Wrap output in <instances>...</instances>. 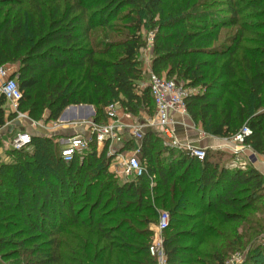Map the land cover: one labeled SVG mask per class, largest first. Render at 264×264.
I'll return each mask as SVG.
<instances>
[{
  "label": "trees",
  "instance_id": "trees-1",
  "mask_svg": "<svg viewBox=\"0 0 264 264\" xmlns=\"http://www.w3.org/2000/svg\"><path fill=\"white\" fill-rule=\"evenodd\" d=\"M144 29L153 39L152 71L198 88L185 98L191 119L223 138L247 125L245 143L264 155V0H0V67L18 65L20 109L34 119L45 111L58 120L84 104L105 123L116 102L140 114L155 103L139 85L149 77L140 59ZM6 104L0 95V129L16 115ZM149 133L147 172L121 183L96 140L69 162L43 133L32 135V150L11 148L12 160L0 163V264H158L149 248L160 207L171 213L166 264H228L242 254L260 231L249 214L264 213L255 206L264 174L221 164L219 150L199 160L172 147L157 161L161 134ZM259 252L264 246L242 264H264Z\"/></svg>",
  "mask_w": 264,
  "mask_h": 264
},
{
  "label": "built area",
  "instance_id": "built-area-1",
  "mask_svg": "<svg viewBox=\"0 0 264 264\" xmlns=\"http://www.w3.org/2000/svg\"><path fill=\"white\" fill-rule=\"evenodd\" d=\"M16 71H14L13 74L9 67H0V95H4L7 101L11 102V109L8 110V113L16 114V120H19L21 122H28L27 124H29V126H35L33 120H26V114L20 109V101L23 98V92L19 87ZM139 85L140 89L150 87L154 101L156 103L157 114L152 120H149L148 130H152L158 134L166 132L169 137L173 138L175 135V131L170 127V113L172 112V110H183L184 112H187L185 106V98L189 94L196 92V90L186 91L187 89L183 83L178 82L175 79L167 80L166 78L159 77L152 70L149 71L148 79L146 81H141ZM116 105L117 104L113 103L107 108L106 114H108V122L106 123L96 122L91 124L89 128L83 123H80L79 125L76 124L77 126L65 124V126L71 129L81 127L86 133H74L72 135L57 137V142L61 146V156L65 161L69 162L73 160L74 156L77 153L88 150L91 142L93 140H96L98 152H102L107 146V154L109 157H111V160L113 157H115V155L117 156V160L114 163L116 170L120 175L126 178V180L134 176H143L147 172V166L145 165V162L142 160L141 156L144 132L140 128V125H129L121 123L118 120L119 118L116 110ZM126 132L129 135L128 137L133 141L135 140L140 142V146L135 149L130 155L121 157L122 151L117 150V145L119 147V143L121 142L120 140H123L124 135H127ZM202 135L203 132H200L199 136L202 137ZM250 135H252V130L246 125L241 128L238 133L230 138L233 141V144L226 146H229L231 152L235 155V158L230 163L231 167L240 169L247 168L246 162H243L240 155L241 152L245 150V148H248L240 144H244L246 138H248ZM173 144L179 149L186 150L191 156L196 157L199 160H204L206 158L208 148H215V146L213 145L209 147H201L192 145L190 143L182 144L177 138L174 139ZM10 145L12 149L28 150L32 145V134L27 131H20L13 136L10 141ZM216 147L219 149L222 148V146L218 145ZM117 153L119 154L117 155ZM255 153V151H251V153L249 154V158L251 160L255 158ZM2 161L6 160L0 159V163ZM151 179V184L153 185L155 183V180H153L154 176ZM170 221V212L163 210L160 212L159 222L156 228L159 231H164L169 228ZM157 238L158 240L150 246L149 252L157 258L160 264H166L167 257L164 251V241L161 237Z\"/></svg>",
  "mask_w": 264,
  "mask_h": 264
},
{
  "label": "rangeland",
  "instance_id": "rangeland-1",
  "mask_svg": "<svg viewBox=\"0 0 264 264\" xmlns=\"http://www.w3.org/2000/svg\"><path fill=\"white\" fill-rule=\"evenodd\" d=\"M144 38H145V40L147 42V45H146V47H144L141 50V57H140V59L143 61L142 62L143 67L145 66L144 62H146V64H149V61H150V56H149V53L150 52L149 51L153 47L152 34L147 29H144ZM152 58H153V56H152ZM7 67L10 68V70H11V72H13V74H14V71L17 70V67H14V65H7ZM163 78H166L167 80L171 79V78H168L166 76H163ZM181 83L184 84L183 81H181ZM186 89H187L186 91H189V90H196L197 91L198 90V88L196 89V88H187V87H186ZM10 104H11V102H8L7 101L6 106H8V109L6 110V112H7L8 115L10 114V113H8L9 112L8 110L11 109V105ZM115 104H117L116 105V110H117V113H118V118H119L118 120L121 123H123V124L140 125V128L144 132V137L149 133V130H148V122H149L150 119L152 120L156 116V114H157L156 103H154V106L151 109H146V111L141 112L140 114H132V113L126 112L123 109V107L121 106L120 103L117 102ZM73 106L76 108L77 111L73 113V116H68V118H72V119H66V120H61L59 118L58 120H54V121L53 120H50V121H48L47 118H46V116L48 115V112L45 113V111H44L42 117H40V119H34V118H32L31 115L29 114V111H27V110H22V112H24L26 114V116H27L26 117V120L27 121L33 120L34 123H35V126L36 127H39L43 134H46L47 137L51 138L54 142H56L57 139H58L57 138L58 136H54V134H56L54 132H55L56 128H58L59 126H61L63 124L64 125L66 124V125L74 126L76 124L79 125L80 123H83V124H85L89 128V126H91V124L97 122V121H95L96 108L93 105H91V106L93 107L94 114L93 113L90 114V111L89 110L90 109L92 110V108L89 109V107H88L90 105L80 104V105H73ZM68 113H69V111H67V113H66V111H64L61 116L67 118L66 114L69 115ZM76 115H79V117H76ZM16 117L17 116L15 115L12 118H10V120L11 119H15ZM170 119H171L170 127L174 129L175 133H176V128H178V127L179 128L182 127L181 128L182 130H184V128L185 129H187V128L189 129V127H190L195 132H197L198 135H199L200 132H203V135H202L201 138H207L208 141L210 142L209 144H217V143H219V140L217 139V137L216 136H213V135H211L209 133H207L203 129V127H202V125L200 123H195L191 119V117L188 114V112H184L183 110H177V111L172 110V112L170 113ZM106 122H108V114H106L105 123ZM97 123H99V122H97ZM100 123H102V122H100ZM244 126H246V125H244ZM149 134L146 136L147 138H148V136H150ZM125 138L126 139L124 140V143H123V147L122 148L121 147H118V145H117V150L118 151H122V156L121 157L130 155L135 149H137L140 146V142L135 141V140L133 141L129 137H125ZM159 138L160 139L153 141V144L155 145L154 154L156 156V159H157V161L164 160V159L168 160L169 157H168V153L167 152L164 153V155H163L164 157L161 156L162 153H160L161 154L160 155L159 152L162 149L170 150V148L176 147L173 144V141H174L175 138H177V136L174 135V137L171 138V137H169L166 134V132H163V133H161V135H160ZM225 139L226 140H224L221 144H224V145H225V143L226 144L228 143L227 145L233 144V141L230 138H225ZM94 142H96V141H94ZM3 144H4V142H3ZM224 145H222V146L224 147ZM240 145L246 146L248 148V149L245 148V150H248L249 152L250 151L254 152L252 150L253 148L251 146H248V144L244 143V144H240ZM92 146L94 148L95 145L93 144ZM96 146H97V142H96ZM209 146H211V145H209ZM209 146H206V147H209ZM214 146H215V148H208L207 150L209 152H216L217 150H228L229 149V148L219 149V148L216 147L217 145H214ZM9 147L11 148V146H9ZM10 148L8 149V151L10 150ZM35 148H38V147L35 146ZM32 149H33V146L32 147L30 146V148L28 150H32ZM40 153H42V156H41L42 158L40 160L41 163L39 165V169L45 171V151H44V147H41ZM118 154L119 153H117V155ZM255 154L259 158H264V155L263 154H260V153H257V152ZM116 157L117 156L115 155V157L112 158L111 163L109 165V171H110V173L114 174L115 179H117L118 182L121 183L122 181H125L126 178H124L122 175H120L117 172V170H116V167H115V164H114L116 162V160H117ZM230 158L231 157L227 153L224 156L223 160H221V164L230 161ZM215 159H217V158H214V160ZM7 160L9 162L11 161L10 159H7ZM52 172H53V170H52ZM255 206L256 207L257 206H264V198L258 200V202H256ZM159 210H160V212L163 211V210H166V211L170 212L169 209H165V208H161V207L159 208ZM99 214H100V212H99ZM84 216H87V215H84ZM249 218L252 219L250 221V223L252 222V223H254L256 225L255 226V229L260 230L259 231L260 234L258 233V235H256V237H254L255 239L253 238V242H251L250 244H248L247 247H246V249L242 250V252H243L242 254L239 253V251H241V250H239V251L235 252L234 254H232L230 256V259L228 261V264H242L245 261L246 256L248 257L249 250H252L253 248H255L258 245L264 246V213L261 212V211H259V210H257V209H254V212H252V213L249 214ZM243 225H245V223H243ZM229 226L230 225H227L225 227L226 230L227 229H230ZM84 227L85 226H82L81 229L84 228ZM152 229H153L152 230L153 231V234L151 235V242H152V244L158 240L157 237H161L163 239V241H164V238L166 236V234H165L166 233V230L159 231L156 228L155 225L152 226ZM241 229H242V227L239 229L240 232H242ZM65 236L66 235H61V238L64 239ZM49 240L50 239L45 240V250L46 249L49 250V249H51L53 247L51 244H48ZM209 241H211V238H209ZM36 244H38V243H35V245ZM150 255H151V257H153V258H155L157 260V258L154 257L152 254H150ZM256 258L259 261H264V255H263V253L259 252ZM235 261H236V263H235ZM157 262H158V264H160L158 260H157Z\"/></svg>",
  "mask_w": 264,
  "mask_h": 264
},
{
  "label": "crops",
  "instance_id": "crops-1",
  "mask_svg": "<svg viewBox=\"0 0 264 264\" xmlns=\"http://www.w3.org/2000/svg\"><path fill=\"white\" fill-rule=\"evenodd\" d=\"M149 52H150L149 53V56H150L149 64H146V62H144V64H145L144 70H146L147 72H149L150 70H152V61H151V58L153 56V47H152V49ZM14 67H17V69H18V65H14ZM65 111H66V113H67V111H69V113H68L69 115L66 114L67 118L61 116L60 117L61 120L72 119V118H68V116H73V113L76 112L77 110H76V108L73 105H71ZM89 111H90V114L94 112L91 109ZM76 117H79V115H76ZM27 123L28 122H21L19 120L11 119V120H7V122L4 125V127H2L0 129V143H2L0 145V159H2V160L5 159L7 162H8L7 159L12 160L11 157H10V155H8L7 151L10 148L9 146H11V145H9L11 139L18 132H20V131H27V132L31 133L32 135H34L35 133H42V131L40 130L39 127L31 126V125L29 126V124H27ZM181 128H179V127L176 128L175 135L177 136V139L182 144L190 143L192 145L201 146V147H206V146H209V145H211V146L212 145L213 146L214 145L222 146L224 144H221V143L224 140H226L223 137H217V139L219 140V143H217V144H209L210 142L208 141L207 138H201L198 135V133L195 132L192 128H190V127H189V129L188 128L187 129L184 128V130H182ZM54 133H56V134H54V136L57 135L59 137V136H65V135H72L74 133H82V134H85L86 132L81 127H78L76 129H71V128H68L67 126H65L63 124V125L59 126L58 129L56 128V130H55ZM126 134L127 135H124L123 140H120L121 142L119 143V147H121V148L123 147L124 140L126 139L125 137L126 136L127 137L129 136L127 132H126ZM3 142H4V144H3ZM227 144L225 143L224 147L222 146V148H220V149L229 148V146H226ZM176 148H178V147H176ZM219 151H223L224 156L228 153V155L232 158V159L230 158V161H228L229 163L232 162V160L235 158V155L231 152V149L230 148L228 150H219ZM250 153H251V151L249 152L248 150H244V152H241V155H240L242 157L243 162H246V167L253 166V167L259 169L264 174V158H259L256 155L255 158L253 160H251L249 158V154ZM228 162H226V163H228Z\"/></svg>",
  "mask_w": 264,
  "mask_h": 264
},
{
  "label": "water",
  "instance_id": "water-1",
  "mask_svg": "<svg viewBox=\"0 0 264 264\" xmlns=\"http://www.w3.org/2000/svg\"><path fill=\"white\" fill-rule=\"evenodd\" d=\"M82 106V105H81ZM89 108H92V110H93V107L90 105V106H88ZM94 113V112H93Z\"/></svg>",
  "mask_w": 264,
  "mask_h": 264
}]
</instances>
